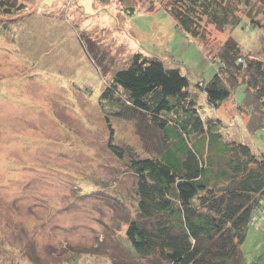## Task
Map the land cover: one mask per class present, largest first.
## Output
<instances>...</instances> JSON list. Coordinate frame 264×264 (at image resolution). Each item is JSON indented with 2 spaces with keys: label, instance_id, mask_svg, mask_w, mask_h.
I'll return each mask as SVG.
<instances>
[{
  "label": "rangeland",
  "instance_id": "1",
  "mask_svg": "<svg viewBox=\"0 0 264 264\" xmlns=\"http://www.w3.org/2000/svg\"><path fill=\"white\" fill-rule=\"evenodd\" d=\"M130 1L24 0L25 12L0 32V264H134L122 242L136 213L135 178L108 148L100 106L134 53L178 67L192 88L215 74L229 38L264 60V0L240 9L238 27L208 25L198 43L176 27L171 0H132L137 11L127 15ZM196 93L225 136L264 153V131L251 132L250 115L238 111L242 90L217 110ZM139 118L111 117L113 141L147 154L159 140ZM242 247L248 264H264L252 238Z\"/></svg>",
  "mask_w": 264,
  "mask_h": 264
},
{
  "label": "trees",
  "instance_id": "2",
  "mask_svg": "<svg viewBox=\"0 0 264 264\" xmlns=\"http://www.w3.org/2000/svg\"><path fill=\"white\" fill-rule=\"evenodd\" d=\"M125 5L127 15L137 11L132 0ZM242 8L252 9L251 0H171L166 11L198 43L206 42L208 25L238 27ZM25 10L24 0H0L1 34ZM257 12L264 17V9ZM254 13L248 17L257 27ZM214 59L212 78L192 88L178 67L136 52L101 93L108 148L126 160L135 178L136 213L122 242L134 264H248L242 244L249 227L264 217V153L225 136L223 121L204 116L196 92L217 110L242 90L238 111L250 115L251 132L264 131V60L232 38ZM136 115L159 140L147 154L113 141L111 117Z\"/></svg>",
  "mask_w": 264,
  "mask_h": 264
},
{
  "label": "crops",
  "instance_id": "3",
  "mask_svg": "<svg viewBox=\"0 0 264 264\" xmlns=\"http://www.w3.org/2000/svg\"><path fill=\"white\" fill-rule=\"evenodd\" d=\"M249 237L254 240V247L261 248V251L264 254V217L257 219V221L252 226L249 227V229L247 230V235L245 240H247ZM242 251H243V247H242Z\"/></svg>",
  "mask_w": 264,
  "mask_h": 264
}]
</instances>
